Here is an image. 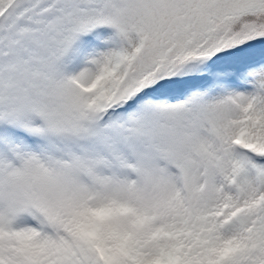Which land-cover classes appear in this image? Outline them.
<instances>
[{"label": "snow or ice", "instance_id": "1", "mask_svg": "<svg viewBox=\"0 0 264 264\" xmlns=\"http://www.w3.org/2000/svg\"><path fill=\"white\" fill-rule=\"evenodd\" d=\"M0 264H264V0H0Z\"/></svg>", "mask_w": 264, "mask_h": 264}]
</instances>
